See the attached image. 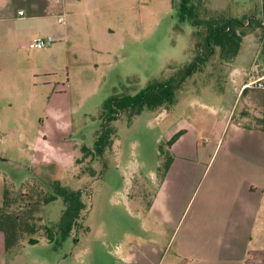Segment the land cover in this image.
I'll return each mask as SVG.
<instances>
[{"label":"rangeland","instance_id":"rangeland-1","mask_svg":"<svg viewBox=\"0 0 264 264\" xmlns=\"http://www.w3.org/2000/svg\"><path fill=\"white\" fill-rule=\"evenodd\" d=\"M180 2L76 1L46 14L41 26L19 20L18 9L29 17L26 8L45 6H0V208L18 218L25 253L18 264H123L118 249L169 243L175 222L181 237L197 210L217 221V210L241 208L247 180L264 162V134L248 133L264 131V90L241 91L264 73L260 29L244 37L231 61L216 49L177 90L173 106L132 119L124 113L110 125L111 143L98 150L109 99L179 80L205 53L206 29L181 23ZM193 2L201 20L250 18L263 5ZM38 36L55 42L31 49ZM56 182L83 192L86 217L66 241L49 243L47 228L66 209L61 200L44 204ZM0 264L15 263L0 254Z\"/></svg>","mask_w":264,"mask_h":264},{"label":"crops","instance_id":"crops-1","mask_svg":"<svg viewBox=\"0 0 264 264\" xmlns=\"http://www.w3.org/2000/svg\"><path fill=\"white\" fill-rule=\"evenodd\" d=\"M76 1L83 2V0H46V2L45 0H0V6L16 4L45 6L40 11L26 8L29 17H26L24 10L18 9L19 20L27 19L33 21V25L41 26L39 21L46 18V14L55 11L59 6L66 7ZM106 1L119 2V0ZM21 12L24 15H20ZM58 16L60 15H57V18ZM240 72L239 69L235 71L239 74ZM238 80L235 81L236 86ZM243 85L241 84V90ZM248 133L249 135L264 134V131ZM262 166L263 168L258 170L259 175L256 174L247 180L249 182L246 181V189L240 195L241 208L217 210V213L214 212V215L215 213L218 215L217 221H213V217L202 218L204 211L197 210L181 237L178 236L180 224L175 222L173 225L175 231L169 243L161 242L153 248L152 245L147 247L145 244L139 248L132 246L127 247L126 251L122 247L117 250L116 256L123 264H264V162ZM158 234L160 235L161 232ZM47 240L52 243L48 237ZM5 241L4 233L0 231V244H2L0 254L9 256L11 263L18 264L20 260H24L25 253L21 248L24 241L18 242L9 252L6 251ZM26 242L36 243L33 238Z\"/></svg>","mask_w":264,"mask_h":264},{"label":"trees","instance_id":"trees-1","mask_svg":"<svg viewBox=\"0 0 264 264\" xmlns=\"http://www.w3.org/2000/svg\"><path fill=\"white\" fill-rule=\"evenodd\" d=\"M172 2L175 5V0H172ZM197 8L193 0H181L179 4L180 21L181 23L188 21L195 27H204L206 29L203 39L205 53L185 68L180 74L179 80L171 78L164 82H153L134 96L127 95L109 99L104 105L102 114V132L97 141L99 152L102 151L103 147L111 143L110 137L113 130L110 125L124 113H127L132 119L141 115L145 110L154 111L161 107L173 106L177 101V90L180 89L187 78L198 71L200 64L206 63L207 59L215 54L216 49L220 50V55L224 60L231 61L239 55L243 39L250 32L260 29L263 31L264 38V0L259 12H256L250 18L244 17L243 19L220 16L210 20H201ZM175 139L176 137L169 142V145H173ZM164 152L162 147L161 155ZM171 160L172 158L170 157L165 166L166 171L169 170ZM58 200L64 203L66 209L61 223L58 226L47 228V237L51 242L55 241L56 236H61V241H66L72 236L76 228L80 229L82 227V222L86 217L83 215L86 206L83 202V192L72 190L56 182L51 185V190L44 200V204L48 205ZM17 219H13L0 208V231L5 235L7 252L16 247L23 236V234L20 236L18 233ZM35 232V228L29 230V233Z\"/></svg>","mask_w":264,"mask_h":264},{"label":"built area","instance_id":"built-area-1","mask_svg":"<svg viewBox=\"0 0 264 264\" xmlns=\"http://www.w3.org/2000/svg\"><path fill=\"white\" fill-rule=\"evenodd\" d=\"M20 15H24L23 12ZM57 22L59 25H65L66 20L63 16H58ZM55 40L51 36L36 37L30 44L31 49L45 50L50 48L54 44ZM258 89L264 90V73L257 77H250L248 81L242 86V90Z\"/></svg>","mask_w":264,"mask_h":264}]
</instances>
